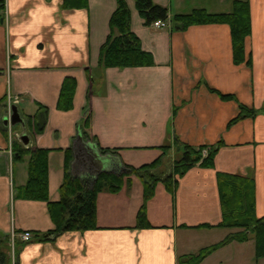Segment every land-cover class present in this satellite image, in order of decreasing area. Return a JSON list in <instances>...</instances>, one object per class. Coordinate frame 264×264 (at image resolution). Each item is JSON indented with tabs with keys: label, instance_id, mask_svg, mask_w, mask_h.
<instances>
[{
	"label": "crops",
	"instance_id": "crops-1",
	"mask_svg": "<svg viewBox=\"0 0 264 264\" xmlns=\"http://www.w3.org/2000/svg\"><path fill=\"white\" fill-rule=\"evenodd\" d=\"M0 1V239L9 238L10 264L12 249L14 264H180L181 258L235 231L202 226L222 220L219 173L253 178L255 213L264 215V0H249L251 33L245 39V58L251 59V66L234 63L228 24L180 29L174 21L176 15L195 9L230 13L234 0H152L168 10L163 28L147 24L135 0H126L131 30L153 64L124 68L99 65L117 0H85L77 7H64V0ZM67 77L75 78V93L72 108L62 111L57 101ZM217 91L235 99H223ZM9 92L20 97L17 108L25 120L14 134L4 116ZM240 103L255 115L229 125ZM43 109V131L33 133L26 119ZM87 109L94 140L85 139L80 130ZM23 134L29 137L27 144L20 140ZM79 135L103 157V168L89 172L93 174L118 171L122 163H150L175 136L193 146L223 144L213 167L190 168L173 191L157 184L146 205L148 227L138 226L143 182L132 176L130 187L98 193L97 228L45 238L54 228L46 201L16 197L28 178V157L16 160L12 143L51 149L48 192L50 200L57 201L67 148L73 151L70 173L87 172L81 153L88 145L80 143ZM76 145L81 148L79 159ZM99 147L117 153H102ZM174 155L173 148L159 170L168 164L165 171L170 170ZM25 231L31 232L30 241L20 237ZM246 252L260 264L253 240L231 242L199 264H246Z\"/></svg>",
	"mask_w": 264,
	"mask_h": 264
},
{
	"label": "trees",
	"instance_id": "trees-1",
	"mask_svg": "<svg viewBox=\"0 0 264 264\" xmlns=\"http://www.w3.org/2000/svg\"><path fill=\"white\" fill-rule=\"evenodd\" d=\"M85 0H64V7L85 5ZM139 13L147 24L156 20H168L167 8L155 4L152 0H135ZM4 2L0 1V21L4 19ZM131 15L126 0H117V6L109 21L110 33L102 45L99 65L108 67H136L153 64L150 53L141 48L138 36L131 30ZM174 21L180 29L192 24L226 23L231 28L233 60L235 64L246 62L251 66V59L245 58V39L251 33L249 0H234L230 13H209L204 9H195L190 14L176 15ZM75 78L67 77L60 90L57 108L62 111L70 110L73 106L75 93ZM223 99H235L233 94H223L217 91ZM47 110L28 116L26 124L33 133L43 131ZM255 115V110L240 103L239 114L232 118L229 125L246 117ZM90 116L88 109L80 125L81 134L85 139L94 140L89 133ZM174 142L162 145L163 153L150 163L138 167L122 163L118 171L102 170L95 174L87 171L83 176L70 173V162L73 159L72 148L65 150L64 178L60 185V198L52 201L48 192V155L51 149L42 147H25L21 141L12 143L16 160L27 159L28 178L24 186L17 188L16 197L27 200L46 201L54 228L44 234L45 238L68 231H85L98 227L96 219V199L100 192H118L126 185H132V176L143 182V202L137 213L138 226L148 227L146 205L153 197L158 183L173 191L178 178L190 168L199 165L213 167L214 159L222 146L218 141L214 144L193 146L180 142L177 136ZM174 148L175 155L170 163V171L160 172L163 157ZM102 153L116 154L115 148L99 147ZM218 183L222 220L217 225H202L205 227L218 226L234 229L220 242L204 247L197 254L181 258L180 264H199L217 249L231 242L254 241L255 258L264 257V215L255 213V182L248 176L219 173ZM9 238L0 239V264H10Z\"/></svg>",
	"mask_w": 264,
	"mask_h": 264
},
{
	"label": "water",
	"instance_id": "water-1",
	"mask_svg": "<svg viewBox=\"0 0 264 264\" xmlns=\"http://www.w3.org/2000/svg\"><path fill=\"white\" fill-rule=\"evenodd\" d=\"M5 122L7 123V118H5ZM11 124L12 125H16V124H22L25 125V120L23 119V117L20 115V112L18 110L17 107L13 108V114L11 116ZM81 138V135H79ZM20 140H22L24 143H28L29 142V137L26 134H23L20 136ZM82 141V138H81ZM83 145L88 147L85 149V151L83 153H81V155H79V151H80V145L79 146H75V152L76 155L79 159V156L83 157L84 159H82L83 164H84V169L85 171H97L99 168H103V162L101 160V158H103L101 155H99L98 153H95V151H93V149L91 148L90 144H87L85 142H80ZM78 144V142H77Z\"/></svg>",
	"mask_w": 264,
	"mask_h": 264
},
{
	"label": "built area",
	"instance_id": "built-area-1",
	"mask_svg": "<svg viewBox=\"0 0 264 264\" xmlns=\"http://www.w3.org/2000/svg\"><path fill=\"white\" fill-rule=\"evenodd\" d=\"M152 25H154L155 27H158V28H163V27L167 26V21H165V20H156V21H154L152 23ZM19 101H20V97L18 95H16V94H12L10 92L5 97V100H4L5 114H4V116H5V118H7L8 127L12 126V124H11V116L13 114V108L18 105ZM15 236H16L15 233H12L11 244H13ZM20 237L24 241H30L32 239V234L29 231H25V232H22L20 234ZM11 256H12V264H14V251H13V249H12V252H11Z\"/></svg>",
	"mask_w": 264,
	"mask_h": 264
},
{
	"label": "rangeland",
	"instance_id": "rangeland-1",
	"mask_svg": "<svg viewBox=\"0 0 264 264\" xmlns=\"http://www.w3.org/2000/svg\"><path fill=\"white\" fill-rule=\"evenodd\" d=\"M22 125V124H21ZM21 125L20 124H17V125H14V126H12V132H13V134H14V132H15V130H18L20 127H21ZM21 129V128H20ZM169 165V164H168ZM168 165H165L164 167H162V169H160L159 171H161L162 170V172H164L165 171V167L166 166H168ZM167 169H168V167H167ZM166 169V170H167ZM169 169H170V167H169ZM170 170H168L167 172H169ZM135 178H138V177H136L135 176ZM211 240V239H210ZM250 245H252V244H250ZM246 259H244L245 261H246V264H254V258H253V254H252V252L250 253V255L246 252V257H245ZM261 260H260V264H264V257L263 258H260ZM255 260L257 261V260H259V259H257V258H255Z\"/></svg>",
	"mask_w": 264,
	"mask_h": 264
}]
</instances>
